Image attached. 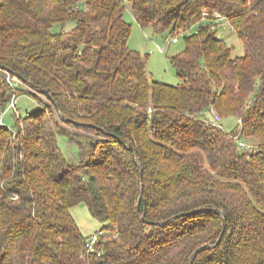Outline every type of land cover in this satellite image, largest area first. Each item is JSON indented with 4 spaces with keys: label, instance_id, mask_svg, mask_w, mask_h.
Masks as SVG:
<instances>
[{
    "label": "trees",
    "instance_id": "obj_1",
    "mask_svg": "<svg viewBox=\"0 0 264 264\" xmlns=\"http://www.w3.org/2000/svg\"><path fill=\"white\" fill-rule=\"evenodd\" d=\"M126 2L154 34L197 25L170 58L178 85L130 48ZM6 70L54 103L18 121L16 142L0 128V264H190L204 245L192 264H264V0H0L2 110ZM211 108L257 147L241 152L202 118ZM72 135L77 162L60 145ZM81 203L104 223L100 254L71 213Z\"/></svg>",
    "mask_w": 264,
    "mask_h": 264
},
{
    "label": "rangeland",
    "instance_id": "obj_2",
    "mask_svg": "<svg viewBox=\"0 0 264 264\" xmlns=\"http://www.w3.org/2000/svg\"><path fill=\"white\" fill-rule=\"evenodd\" d=\"M208 12L204 10L203 13ZM218 13V12H214ZM204 16H202L203 19ZM124 19L127 23L132 26L131 36L129 38V46L132 49L138 50L143 57L145 58V64L147 72L152 80L160 81L170 85H178L181 80L177 75L176 69L170 62V58L181 51L184 46V39L180 34L187 30L181 29L177 30L174 34H170L169 32L164 35L154 34L150 28H142L139 23L136 21L132 10L129 4L126 2V9L124 12ZM72 23L69 24L67 29L71 28ZM54 32H58L60 30V25H56L54 27ZM174 36L179 37V41L177 43H171V39ZM216 36L220 39H224L228 45L233 46V57L241 56L244 54L243 43L239 40L236 32L233 30L230 22H227L222 28H220ZM159 46H164V52L160 53L158 51ZM4 79L9 84L10 92L9 95H12L8 106L5 110L0 109V128H7L12 131V135L10 139L6 141L16 142L18 140V131L17 124H20L18 121L22 117H26L27 115L35 112L37 110H45L50 105V101L48 98L35 90H33L29 85L23 83L16 77L11 76L9 78L8 72H4ZM11 81V82H10ZM15 98V108L11 107L12 100ZM216 111V110H215ZM217 112V111H216ZM207 116L203 113V119L208 121L213 119L210 113H206ZM217 114L221 118V125L227 131L235 130L232 134L235 136H241L240 132L237 128L238 124H241V120L237 117H228L223 118L218 112ZM45 115L49 116V111H46ZM53 118V117H52ZM51 118L52 122L53 119ZM54 119L59 121L58 115H54ZM16 122V128L14 124ZM209 122V121H208ZM22 126V125H21ZM20 126V127H21ZM241 126V125H240ZM236 127V129H235ZM239 127V126H238ZM64 128L73 132L72 127L65 126ZM1 133V132H0ZM75 133V131H74ZM75 135V134H74ZM73 136L72 141H68V139L61 137L60 145L62 151L66 158L71 162L78 161V141L85 142V138L79 139L77 136ZM7 134L3 132L0 135L1 139L6 138ZM92 137L91 135H89ZM7 139V138H6ZM241 141L244 142L247 146L246 150H241L244 153H250L257 147V140L245 136L240 137ZM236 141V140H235ZM5 182V179L1 181V184ZM71 213L74 217V220L78 227L81 229L82 233L85 237H90L99 231L100 228L103 227L104 223L98 221L89 211V208L86 204L81 203L73 208H71Z\"/></svg>",
    "mask_w": 264,
    "mask_h": 264
},
{
    "label": "built area",
    "instance_id": "obj_3",
    "mask_svg": "<svg viewBox=\"0 0 264 264\" xmlns=\"http://www.w3.org/2000/svg\"><path fill=\"white\" fill-rule=\"evenodd\" d=\"M203 19L202 21H213L215 25H213L212 29L213 30H219L220 28H222L228 21L225 19V17H223L222 15H220V13H213L210 15L209 12H206V13H203ZM196 26L192 27L191 29H188V30H185L183 31L180 36H184V34H192V33H196ZM179 41V37L178 36H174L172 37L171 39V43H177ZM164 46H159L158 47V51L160 53H163L164 52ZM9 74V78L11 77V74ZM11 82V81H10ZM16 97H14V99L12 100V104H11V107L15 108V100ZM213 119L210 120L208 119L209 122H211L212 124L216 125V126H219V127H222L221 125V118L220 116L217 114V112L215 111L214 108H211L209 110V112ZM235 140H237L238 142V146H239V149L240 150H246L247 149V146L244 142L241 141L240 137L239 136H235L234 137ZM102 235V232H99L98 234H95L92 239L90 240L89 242V245H88V253H91V254H100L97 250H96V245H97V242L98 240L100 239Z\"/></svg>",
    "mask_w": 264,
    "mask_h": 264
},
{
    "label": "water",
    "instance_id": "obj_4",
    "mask_svg": "<svg viewBox=\"0 0 264 264\" xmlns=\"http://www.w3.org/2000/svg\"><path fill=\"white\" fill-rule=\"evenodd\" d=\"M6 71H7L8 73H10L8 70H6ZM16 78H18V77H16ZM18 79H19V78H18ZM30 87L34 90V86H33V85H30ZM39 93L42 94V95H44V96H46L48 99L52 100V102L54 103V100L52 99V96H51L46 90H40ZM209 246H210V245H204V246L198 248V249L194 252V254L192 255L190 264H192L194 258L196 257V255H197L201 250H203L204 248L209 247Z\"/></svg>",
    "mask_w": 264,
    "mask_h": 264
}]
</instances>
